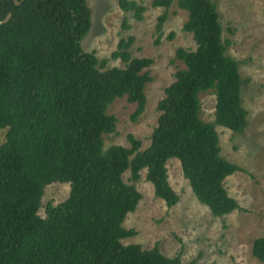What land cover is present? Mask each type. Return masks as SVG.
<instances>
[{
  "label": "trees",
  "instance_id": "obj_1",
  "mask_svg": "<svg viewBox=\"0 0 264 264\" xmlns=\"http://www.w3.org/2000/svg\"><path fill=\"white\" fill-rule=\"evenodd\" d=\"M0 0V264H196L180 255H164L155 243L149 249L122 244L136 235L122 223L141 199L134 184L123 180L130 171L145 179L168 208L179 196L168 181L167 161L178 159L183 177L196 199L213 216L238 208L224 181L238 165L224 159L215 125L243 131L247 112L242 105L238 61L227 54L216 3L176 0L187 12L182 29L192 34L194 49L178 47L174 58L184 65L157 102L159 116L149 145L127 136L130 147L104 148L103 135L115 130L108 106L120 97L135 104L136 121L146 105L145 86L152 80L153 60L133 57V36L120 38L112 59L123 67L98 65L93 52L82 49L90 28L86 0ZM174 0H152L166 10ZM123 11L141 20L144 6L117 0ZM167 18L157 17L161 34ZM127 27L128 25H125ZM171 33L168 38H172ZM158 40H156V43ZM215 95L214 122L199 116V92ZM68 182V197L38 214L43 189ZM252 256L264 261V234L251 245ZM234 264V263H232Z\"/></svg>",
  "mask_w": 264,
  "mask_h": 264
},
{
  "label": "rangeland",
  "instance_id": "obj_2",
  "mask_svg": "<svg viewBox=\"0 0 264 264\" xmlns=\"http://www.w3.org/2000/svg\"><path fill=\"white\" fill-rule=\"evenodd\" d=\"M86 1L91 23L81 46L84 51L95 54L98 65L105 60V68L123 67L120 60L110 55L118 40L128 36L134 37L130 47L133 57L153 60L148 68L152 80L144 89L146 105L142 114L132 121L130 115L135 104L128 102L125 96L116 98L106 110L116 117L115 130L103 135L104 148L111 145L130 147L127 136L132 134L141 142L140 150H143L150 143L159 116L157 102L164 96V88L174 80L176 70L184 67L174 58L175 50L195 48L192 34L182 29L187 12L177 7L176 0L167 10L153 7L152 0H134L145 8L142 19L137 20L132 11H123L117 0ZM212 1L219 13L222 38L230 41L226 52L238 61L242 105L247 112V124L241 132L234 133L215 125L221 156L244 170L224 181L238 208L223 217L213 216L194 196L176 158H170L166 164L169 184L179 196L171 208L154 195L152 184L145 179V169L140 171L136 182H132L130 171L126 170L123 180L135 185L141 199L122 223L127 229L133 228L136 235L121 242L125 245L136 243L143 249L158 243L164 255L179 254L183 263L196 259V264H264L251 253L252 241L264 234V0ZM164 11L167 18L158 34L155 30L157 17ZM171 33L173 37L168 38ZM198 96L201 120L213 123V91H201ZM4 132L0 130V143ZM69 190L68 182L47 184L38 214L44 217L46 205L62 202Z\"/></svg>",
  "mask_w": 264,
  "mask_h": 264
},
{
  "label": "water",
  "instance_id": "obj_3",
  "mask_svg": "<svg viewBox=\"0 0 264 264\" xmlns=\"http://www.w3.org/2000/svg\"><path fill=\"white\" fill-rule=\"evenodd\" d=\"M14 2H15L16 4H18V1H17V0H14ZM10 17H11V14L8 13V14L5 16V18H4L3 20H0V24L6 22Z\"/></svg>",
  "mask_w": 264,
  "mask_h": 264
}]
</instances>
